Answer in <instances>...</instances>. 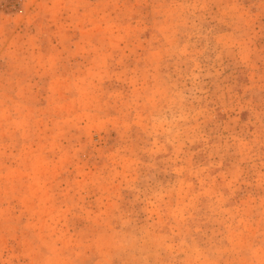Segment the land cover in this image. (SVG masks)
<instances>
[{
	"label": "rangeland",
	"instance_id": "374dc122",
	"mask_svg": "<svg viewBox=\"0 0 264 264\" xmlns=\"http://www.w3.org/2000/svg\"><path fill=\"white\" fill-rule=\"evenodd\" d=\"M0 264H264V0H0Z\"/></svg>",
	"mask_w": 264,
	"mask_h": 264
}]
</instances>
